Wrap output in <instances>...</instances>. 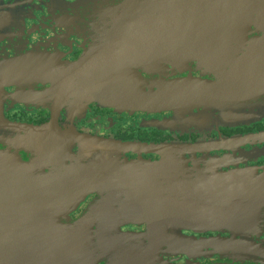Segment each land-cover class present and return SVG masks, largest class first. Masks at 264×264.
<instances>
[{
  "label": "water",
  "instance_id": "1",
  "mask_svg": "<svg viewBox=\"0 0 264 264\" xmlns=\"http://www.w3.org/2000/svg\"><path fill=\"white\" fill-rule=\"evenodd\" d=\"M89 4L94 51L73 72L84 76L87 91L79 81L67 85L70 107L84 94L119 111L173 112L151 125L192 131L264 120V0ZM0 119V128L14 135L13 147L0 150V264H93L127 253L115 264H152L162 255L199 260L209 250L232 260L215 264L252 258L264 264V246L247 237L264 209V170L222 172L230 157L200 159L202 168L193 160L188 168L184 159L263 144L264 133L139 145L61 131L55 121L31 127ZM74 147L79 153H71ZM138 148L161 162L120 159ZM58 163L62 173H54ZM97 191L100 197L77 222H58ZM139 222L146 234L121 232L125 223ZM186 230L241 239H198Z\"/></svg>",
  "mask_w": 264,
  "mask_h": 264
},
{
  "label": "flooded vegetation",
  "instance_id": "2",
  "mask_svg": "<svg viewBox=\"0 0 264 264\" xmlns=\"http://www.w3.org/2000/svg\"><path fill=\"white\" fill-rule=\"evenodd\" d=\"M89 2L90 0H0V117L3 122L42 127L55 121L61 131L139 145L195 144L199 141L234 139L264 133V120L249 125L215 126L199 131L179 127L157 128L151 123L171 119L173 112L150 114L119 111L87 98L84 94L80 96L78 103L70 107L72 95L71 89L66 88L67 85L73 86L79 81L87 91V86L81 82L84 76L80 73L74 75L73 72L83 68L81 64L94 51L91 48L94 45L96 23L89 7L93 4L90 5ZM251 29L254 30L253 27ZM98 59H102V56H98ZM68 68L70 72L61 76ZM188 75L187 72L180 77ZM193 76L200 77V72H194ZM0 136V150L12 146L10 141L14 139V135L12 137L9 132L0 128ZM8 138L10 139L7 140ZM146 151L139 148L128 149L120 154V159L151 164L161 162L160 155ZM71 153H79V148L74 147ZM18 154L23 155L21 152ZM196 156L193 159L191 155H184L188 168L194 166L193 160L202 168L200 159L230 157L222 172L257 168L262 173L264 170V143L245 145L230 151L222 149L198 153ZM44 164L50 170V165ZM57 172H63L59 163L54 170V173ZM60 189L62 188L58 184V190ZM99 197V191L93 193L76 211L68 214L67 220L58 217V222H77ZM251 226L256 228L249 231L247 237L264 246V209L260 212L257 223ZM121 232L143 235L147 233V225L143 222L134 225L125 223ZM183 234L198 239H241L237 234L222 231L196 233L186 230ZM212 252L209 250L199 260L162 255L161 260L152 264H215L232 261L229 257ZM128 255L131 253L103 257L93 264H115ZM237 264L263 263L252 258Z\"/></svg>",
  "mask_w": 264,
  "mask_h": 264
},
{
  "label": "rangeland",
  "instance_id": "3",
  "mask_svg": "<svg viewBox=\"0 0 264 264\" xmlns=\"http://www.w3.org/2000/svg\"><path fill=\"white\" fill-rule=\"evenodd\" d=\"M257 160V159H256Z\"/></svg>",
  "mask_w": 264,
  "mask_h": 264
}]
</instances>
